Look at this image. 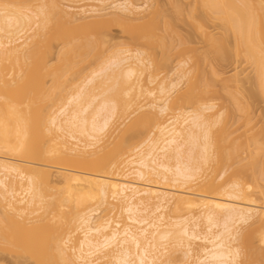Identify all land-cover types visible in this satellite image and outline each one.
I'll return each mask as SVG.
<instances>
[{"label":"bare ground","instance_id":"1","mask_svg":"<svg viewBox=\"0 0 264 264\" xmlns=\"http://www.w3.org/2000/svg\"><path fill=\"white\" fill-rule=\"evenodd\" d=\"M64 1L0 0L2 249L29 264H263L264 202L251 184L211 174L237 154L226 128L216 129L221 113L207 103L185 108L197 90L179 93L187 63L158 81L144 50L156 24L133 21L151 0ZM206 1L258 60L264 0ZM76 23L88 32L123 27L135 48L99 55L105 41L80 42ZM257 80L264 96V64Z\"/></svg>","mask_w":264,"mask_h":264},{"label":"rangeland","instance_id":"2","mask_svg":"<svg viewBox=\"0 0 264 264\" xmlns=\"http://www.w3.org/2000/svg\"><path fill=\"white\" fill-rule=\"evenodd\" d=\"M50 1L52 0H32V5L48 4ZM57 1L63 8L70 5L64 0ZM135 1L142 3L141 0ZM91 4L98 5L95 2ZM150 5L149 14L133 21V24H156L155 43L149 45L144 40V50L158 64L155 68L157 80L165 79L170 82L176 79L178 64L186 62L191 71L190 81L180 84L179 93L187 91L191 83L197 85V90L194 93V103L185 104V108L191 109L204 103L215 105L214 111L221 113L216 129L226 128L230 134L227 140V144L231 145L229 152L237 153L233 160L223 161L219 168H212V176H223L219 183L239 180L244 184H251L258 196L254 194V198L260 197V200L256 199L264 202V96L257 80V66L264 64V51L259 50L258 60L251 58L246 48L239 45L232 29L221 20L222 16L206 0H151ZM255 15L263 16L264 10L258 6ZM106 19H110V16ZM74 26L80 42L87 39L105 41L99 55L107 54L115 45L135 48L130 32L123 27L111 25L108 29L88 32L80 24L76 23ZM210 38L217 39L220 43L213 45ZM95 59L86 61L82 68L92 66ZM55 60L53 58L52 63ZM94 66L96 65L93 64L92 67ZM203 91L205 93L201 95ZM124 128L125 126L120 127L108 139L111 146L122 136ZM257 134H260L257 137L259 144L249 141L245 145L248 139L251 140ZM143 136L144 134L130 138L133 143H137ZM155 179L162 183L170 182ZM172 183L170 182L174 185ZM163 214L165 217L169 216L168 211ZM4 226V220L0 219V228ZM27 259L21 254L15 255L3 250L0 246V264H29ZM258 260L263 262L261 258ZM253 261L245 264H262Z\"/></svg>","mask_w":264,"mask_h":264}]
</instances>
